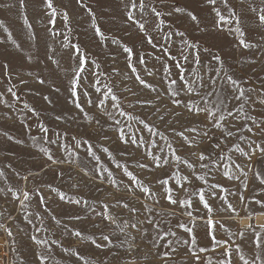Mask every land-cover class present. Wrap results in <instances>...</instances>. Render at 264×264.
<instances>
[{
    "label": "rangeland",
    "instance_id": "374dc122",
    "mask_svg": "<svg viewBox=\"0 0 264 264\" xmlns=\"http://www.w3.org/2000/svg\"><path fill=\"white\" fill-rule=\"evenodd\" d=\"M139 2L140 0H136L137 4ZM54 3L58 11H68L71 33L60 16L56 17L54 25L48 24L47 17L40 12L39 0H26L28 20L33 26L32 31L36 33V39L33 40L29 38L30 30L25 24L17 0H0V93H4L0 98V170L3 171V175H0L2 264H39V256L46 252L48 246L37 245L31 239L33 236L46 239L52 245V256L46 264H85V261L87 264H207L209 260L212 264H220L223 259V245L216 248L209 243L205 234L206 226L202 220L194 227L189 224L193 227L197 248L208 249L207 252L199 253V262L192 256L190 246L182 242L189 239V234L177 225L188 223L189 218L182 214V206L174 207L161 198L162 189L157 183L158 179L165 177L170 168H156L150 163L151 157L147 155L151 150L154 155L163 156L164 153L158 149L163 147L165 152H168L167 143H171L178 149L179 154L194 160V157L189 156L190 152L209 149L212 143L219 140L225 141L222 150H215L224 155L221 164H240L242 171L234 170L240 179L229 180L222 172L217 171L214 165H210L207 170L208 179L219 182L230 192H243L249 204L244 208L238 195H229L228 201H222L218 197L212 198L213 207L220 209L216 219L223 225L216 227L215 234L217 239L229 241L233 249L232 264H243L240 260L241 254L245 258H252V233H247L244 238L234 235L239 231L240 224L238 219L231 217L237 216V213H231L230 216L228 212L223 211V205L233 203L241 217L246 212L255 216L264 212V208L253 199L264 200V193L260 191L264 185L253 175L254 172L264 173V155L256 150L249 160L247 156L231 147L234 143H239L245 151H250L252 140L264 147V135L259 130H255V134L248 133L246 127L237 131L245 121H231L230 118L228 127L234 135L225 139L226 134H222L219 129H212L203 115L192 116L184 111L182 106H173L165 91L169 80L163 66L171 65L172 62L167 53L162 51V47H167L177 59H180L181 51L187 53L181 37L174 34L176 30L186 33L184 39L200 40L204 43L207 37L199 31V27H211L214 23V13L205 0H144L146 7L143 11L139 8L132 9L130 0H82V3L95 13V23L105 39L95 33L92 18L77 0H54ZM153 7L162 13L161 17L155 15ZM217 7L226 17H230L233 11L240 15V26L245 32V40L254 45L251 48L238 46V34L234 36L228 32V28H234L235 24L226 25L223 32L214 34V50H219L224 59L225 70L252 90L249 95L254 103L250 102L246 106L248 115L256 117L257 120L262 119L264 105H261L260 100L264 99V24L260 23L258 13L260 9H264V0H228L227 6L217 0ZM177 8L184 11L177 12ZM129 11L133 12L134 20L128 18ZM189 11L197 15L201 22L199 26L190 19ZM140 23L145 25L144 30L140 29ZM49 27L57 33L69 36L73 43L80 45L89 61H95L99 65L97 69L89 62L87 78L82 82L94 102L106 91L104 85L112 87L120 98L122 108L139 116L146 123L158 127L160 132L168 137L167 143L159 136H152L144 125L129 121L127 117L119 116L116 109L110 108L115 118L121 121L125 132L129 131L127 126L131 124L132 131L144 140L139 147L123 143L118 139L115 121L97 111L94 104L85 103L87 98L81 94L84 111L93 117V120L89 121L75 107L70 96L69 80L76 60L74 57L69 60L71 49L62 47V36H52L48 32ZM167 33H173L170 39H164ZM148 36H151L152 44L148 43ZM13 39L21 45V49L14 46ZM125 46L133 49L131 55L124 52ZM27 55L34 58L28 61L24 59ZM49 56L52 59H49ZM140 59H143V64ZM54 60H58L59 65L54 63ZM201 60L207 64V54L202 52ZM5 63L9 66L7 70L4 68ZM131 66H135L141 78L152 84L157 91L153 92L140 85L135 79V74L131 72ZM93 72L99 74L100 83L95 87H99L100 92H96L92 86L95 83ZM8 76H11V80ZM175 77L176 70L173 67L172 78ZM41 80L44 83H40ZM10 87H13L16 96L6 91ZM158 94L160 99L156 100ZM228 95L225 91V96ZM45 97L48 99H44ZM146 100H151L152 103L145 104ZM33 108L39 116L32 112ZM177 112L180 113L179 116L175 115ZM160 115L164 116L163 121L159 119ZM58 116L61 119L58 120ZM41 122L49 128L50 138L55 139L52 136L54 132L67 135L57 143L49 144L42 139L43 134L38 127ZM248 123L251 126L250 122ZM193 127L197 131L191 134L185 131V135H190L196 144L185 145L178 133ZM204 131L215 139L201 142ZM241 135L248 139L239 140ZM149 139L157 141L156 149L148 143ZM76 140H80V143L77 144ZM85 140L88 144L84 143ZM89 144L99 159L91 155ZM42 148L51 149L54 160L61 162L49 161L47 155L41 151ZM105 148L109 149L111 156L104 151ZM228 156H231V161H228ZM168 158L171 159V153H168ZM117 162L126 164L130 171L143 180L156 193V199L143 194L139 188L130 193L129 178L117 168ZM144 163L148 164V168L137 167L138 164ZM107 171L113 173L117 180L116 185L107 180L101 182L97 178L100 172L107 175ZM190 172L191 169L186 165L182 166V174L187 175ZM25 176L28 177L27 181L22 179ZM241 180H246L247 189L242 187ZM173 183L170 181L169 186ZM201 184L200 181H193V186L197 189ZM57 190L66 194L64 200L59 198ZM23 191L31 192V199L26 202V208H21L16 198ZM41 195L45 197V204L39 203ZM175 195L182 196L183 193L177 191ZM67 197L87 200L88 205L95 211L84 204L69 203ZM117 200H120L119 204ZM105 203L110 205L112 214L116 216V224L108 223L96 215ZM124 203H128L130 207L135 206L140 211L130 213L123 207ZM145 205L152 208L151 215L144 210ZM189 210L193 213V219L205 216V209L198 202V197H193V206ZM173 212L175 214H172ZM76 215L81 216V219L71 218ZM146 216L154 218V222L160 226L148 224ZM53 217L61 223L57 224ZM132 224H136L135 229L131 227ZM120 227H124L125 231H119ZM5 229H10L12 234L8 235ZM75 230H80L85 238H94L101 246L97 247L91 243V239L72 235ZM169 231L175 232L176 236H164V233ZM103 235H109L111 243L105 242ZM160 236L164 238L160 239ZM132 237L136 239L133 240ZM54 240H59L60 243L52 244ZM169 240L173 241L170 248L166 247ZM130 244L132 247H129ZM236 245H240V248L237 249ZM63 247H70L72 253L79 251L84 261H78L72 253H65ZM165 251L169 252L167 257L163 255Z\"/></svg>",
    "mask_w": 264,
    "mask_h": 264
},
{
    "label": "snow or ice",
    "instance_id": "6c2138e0",
    "mask_svg": "<svg viewBox=\"0 0 264 264\" xmlns=\"http://www.w3.org/2000/svg\"><path fill=\"white\" fill-rule=\"evenodd\" d=\"M77 2L81 3V6L86 8L88 14L92 18L95 33L101 39H105L103 32L95 23V13H93L86 4H83L82 0H77ZM17 3L20 10L22 11V15L24 16L25 24L30 30L29 38L35 40L36 33L35 31H32L33 26L28 20L27 16L26 0H17ZM39 3L40 12L45 17H47L49 25H54L56 17L60 16L64 23L68 25V32L71 33L70 17L66 9L58 11L54 0H39ZM205 3L211 8V11L214 13V23L211 27H199V31L202 34H205L207 37L204 43L202 44L200 40L184 39L186 33L176 30L174 34L181 37L184 48L188 50L187 53L181 51L179 53L180 59H177L175 56L171 55L167 47H162V51L164 53H167L168 59H170L172 62L171 65L163 66V71L166 74L167 79L169 80V83L165 87V91L169 96V101L173 106H182L183 110L191 114L192 116L203 115L204 120L210 124L212 129H219L221 130L222 134H226L225 139L234 135V132L228 127L230 118L231 121H245V124L241 128L236 129L237 131H242L243 128L246 127L248 133L255 134V130H259L260 133L264 135V118L257 120L256 117L248 115L246 111V106L250 102L254 103V101L251 100V96L249 95L252 90L246 88L239 79L235 78L233 74H230L225 70L224 59L222 58L219 50H214L216 48V45L213 43L214 34L223 32L226 25L235 24L236 26L234 28H228V32L234 36L238 34V46L251 48L254 45L246 42L245 40V32L240 26L239 14L233 11L230 17H226L224 14H222L220 8L217 7V0H205ZM221 3H224L227 6L228 0H221ZM126 7H128V5H126ZM130 7L132 9L139 8L141 11H143L146 5L144 3V0H140L139 4L136 3V0H130ZM253 10L255 11V9ZM152 11L157 17L162 16V13L156 11L154 7L152 8ZM176 11L182 12L184 10L177 8ZM169 15H171V13H169ZM127 16L129 19H135L132 11L127 12ZM188 16L197 24V26L200 25L201 22L194 12L189 11ZM258 19L261 24H264V9L259 10ZM161 23H163V20H161ZM139 27L141 30L145 29V25L143 23H140ZM48 32L52 36H62V47L71 49L69 60L71 61L74 57L76 60V65L71 69V76L69 80L70 96L72 97V102L75 104V107L79 109L89 121H92L93 117L84 111V107L80 100L81 94L87 98L85 103L89 105L94 104L97 111L102 112L103 115L115 121L118 139L123 143L137 145L139 147L140 144L144 143V140L143 138H138L137 133L132 131L131 124L127 126L129 131L125 132L124 126L121 125V121L115 118L113 113L109 110L110 108L116 109L119 113V116L127 117L129 121H136L139 124L144 125V128L152 136H159L161 140L167 143L168 137L164 133L160 132L158 127H154L150 123H146L139 116L125 111L122 108L120 98L115 94L112 87L104 85L106 91H104L99 97H97V100L94 102L89 95V92L83 87L82 82L87 78V64L90 62L97 69L99 68V65L96 64L95 61H89L86 53L81 49L80 45L78 43H73L69 36L63 35L62 33H57L53 31L51 27L48 28ZM172 34L173 33H167L164 39H170ZM10 35L11 33H9V36ZM147 40L149 44L153 43L151 36H148ZM63 41H67V43H64ZM113 42L118 43V41ZM13 44L17 49H21V45L14 39ZM123 50L126 54L129 55L133 53V49L131 47L125 46ZM54 52L55 50H53V54ZM202 52L207 54L209 58V62L207 64L202 63ZM33 58L34 57L32 55H27L26 57H24V59L28 61H31ZM48 58L52 59L51 56H49ZM157 59H159V57H157ZM53 62L59 65L58 60H54ZM140 63H144L143 59H140ZM8 67V64L5 63V70H7ZM173 67L176 70L175 78H172ZM131 72L135 74V79L139 82L140 85L145 86L153 92L157 91V89L152 84L141 78L135 66H131ZM149 75H152V73H149ZM8 79L11 80V76H8ZM93 80L95 83L92 86L95 88L96 92H100V88L95 87L96 84L100 83L98 73L93 72ZM21 82L23 83V81ZM40 83H44V81L41 80ZM13 87L8 88L6 91L8 93H11L13 96H16V93L13 91ZM57 91H59V89H57ZM225 91L229 93L228 96H225ZM182 94L183 98H181ZM3 96L4 93H0V98H2ZM16 98L19 99L18 96ZM44 99L47 100L48 97H45ZM155 99H160L159 94ZM4 102L6 103V101ZM144 103L151 104L152 101L146 100L144 101ZM260 103L261 105H264V99H261ZM230 104L231 107H229ZM25 107H27V105H25ZM157 111H159V109H157ZM32 112L36 116L40 115L34 108L32 109ZM175 115L179 116L180 113L177 112L175 113ZM57 119L59 120L61 119V117L58 116ZM159 119L163 121L164 116L160 115ZM96 122L98 123L99 121L97 120ZM248 122H250L251 126H249ZM38 127L43 134L42 139L47 141L49 144H55L58 140H62L67 135L63 132H54L52 133V136H54L55 139H52L49 137L50 130L47 126H45L41 122ZM172 130L175 131V129ZM185 131L191 134L193 132H196L197 129L194 127L186 128L185 130L178 133V136L182 137L185 145L196 144V141H193L190 135H185ZM73 139L75 140L76 138L73 137ZM213 139H215L214 136H209L208 132L204 131L201 137V142H203L204 140L212 141ZM238 139L246 140L248 139V137L241 135ZM224 142V140H219L216 143H212L209 149L190 152L189 156L194 157V160L187 159L183 155L179 154L178 149L174 148L171 143H167L168 152H165V149L163 147H160L158 149L159 152L164 153L163 156L154 155L153 151L151 150L147 153V155L151 157L150 163L156 168H163L165 166H168L170 168V171L165 174L164 178H160L157 180V183L162 189L161 198L170 202V204L174 207L182 206V214H185L189 218L188 223H178L177 227L183 228L185 232L189 234V239L182 242L190 246L192 250L191 254L197 262L201 260V256L199 253L208 251L207 247L197 248V239L195 234L193 233V227L198 224L199 220H202L206 226L205 234L209 238V243L216 248H219L223 245V259L220 264H232L233 249L229 244V241L217 239V236L215 234L216 227L223 225H221V222L216 219V215L219 213L220 209L213 207V204L211 203L212 198L218 197L222 201H228L229 195H238L239 201L244 206V208H247L249 204V201L245 197L243 192H230L227 187H224L219 182H212L208 179L209 173L207 170H209L210 165H214L216 170L222 172V175L227 177L229 180L240 179L239 176L235 175L234 170L242 171V166L240 164H235L234 162L232 164H229L227 162L221 164V162L224 161V155H221L219 152L215 151L222 150V144ZM76 143L79 144L80 140H76ZM84 143L88 144V141L85 140ZM148 143L153 149H156V140L149 139ZM196 146L199 147L198 144ZM64 147H67V145H64ZM231 147L235 148L236 152H240L244 156H247L249 160H251L252 154H254L256 150H259L260 153L264 155V147L257 144L255 140L250 141V151H245L244 148L239 145V143H234ZM41 151L45 155H47L49 161H52L53 163L61 162L54 160L51 149L42 148ZM89 151L94 158L99 159V157L96 156V152L92 151L90 144ZM104 151L107 152L109 156L112 155L109 149L105 148ZM229 151H231V148L229 149ZM168 153H171V159L168 158ZM231 159V156H228V161H231ZM185 165L188 169H191V172L187 175L182 174V166ZM197 165L199 166L198 168ZM137 167L146 169L148 168V164H138ZM117 168L129 178L128 191L130 193L135 188H139L143 194L151 195L154 199H156V193H154L143 180H141L136 174H134L133 171H130L126 164L121 165L119 162H117ZM0 175H3L2 170H0ZM60 175L62 176L63 173H60ZM253 175L259 180L261 185H264V173L254 172ZM245 176H247V173H245ZM97 178L101 182L107 180L112 185L117 184V180L114 178L111 171H107V175H105L104 172H100ZM22 179L27 181L28 177L25 176L22 177ZM194 180L202 182L201 186L198 189L193 186ZM170 181L174 182L172 186H169ZM241 185L244 189H247L248 187L246 180H241ZM49 187L51 188V185H49ZM177 191L182 192L183 195H175ZM260 191L264 193V187H262ZM221 193H227L228 195H221ZM57 194L59 195V198L61 200H64L66 198L65 193L59 192L57 190ZM193 197H198V202L203 205V208L205 209L204 217H199L198 219L192 218L193 213L189 209H191V207L193 206ZM16 198L21 208H26L28 207V204L26 202L31 199V192L23 191ZM67 199L69 203L75 205L84 204L87 205L92 211H95V209H92L91 206L88 205L87 200L72 199L71 197H67ZM253 199L255 200L256 204L260 205L261 208H264V200L255 198ZM39 203L45 204V197L43 195L40 196ZM119 203L120 200H117V204ZM123 207L125 209H128L130 213H138L140 211V209L136 208L135 206L130 207L128 203H124ZM144 210L148 212L149 215H151L152 208H149L147 205H145ZM223 211L228 212L230 216L231 213H237V216L231 217L232 219H238L240 224L239 231L234 235H236L238 238H244L247 233H252L254 256L249 259L245 258V256L241 254L240 260L243 261V264H264V223H258L256 221V216L247 214V212L244 216H239L237 208L233 203L230 202L223 205ZM172 214L175 213L173 212ZM37 215H39V213ZM96 215L99 216L102 220L107 221L108 223H117L116 216L112 214L110 205L108 203H105L103 205V209L100 212H97ZM259 215L264 216V212H260ZM71 218L80 220L81 216L76 215ZM53 219L56 218L53 217ZM145 220L148 224L153 225L154 227L160 226L159 223L154 222V218H149L146 216ZM245 221H247V223H245ZM29 223H31L30 220ZM56 223L59 224L61 223V221L56 219ZM189 224L193 225V227H190ZM131 227L135 229L136 224H132ZM5 230L8 232V235L12 234L10 229ZM119 231L124 232L125 228L120 227ZM144 231L146 232L147 230L144 229ZM71 234L75 235L77 238L91 239V243L96 244L97 247L101 246L100 244H97L94 238L83 237V233L80 230H75ZM167 235L176 236V233L171 231L165 232L164 236ZM164 236H160L159 238L163 239ZM31 239H33L37 245L48 246L46 252L42 253L39 256V264H46V262L52 256V245L49 244L48 240L46 239H39L35 236L31 237ZM102 239L107 243H111L109 235H103ZM132 239L135 240L136 238L132 237ZM58 243H60L59 240L52 241V244ZM172 243L173 241L171 240L167 241L166 247L170 248ZM129 247H132V245L130 244ZM236 248L239 249L240 245H236ZM63 251L65 253H72V249L70 247H63ZM72 254L78 258V261H84V257L80 254L79 251H76ZM163 255L167 257L169 255V252L165 251ZM85 264H87V261H85ZM207 264H212V262L209 260Z\"/></svg>",
    "mask_w": 264,
    "mask_h": 264
},
{
    "label": "bare ground",
    "instance_id": "6f19581e",
    "mask_svg": "<svg viewBox=\"0 0 264 264\" xmlns=\"http://www.w3.org/2000/svg\"><path fill=\"white\" fill-rule=\"evenodd\" d=\"M256 221L258 223H264V216H260L259 214L256 216ZM245 223H247V221H245ZM1 250H2V246L0 245V264L3 263V259H2V256H1Z\"/></svg>",
    "mask_w": 264,
    "mask_h": 264
}]
</instances>
